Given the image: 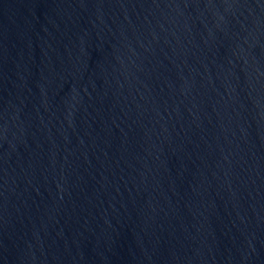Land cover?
<instances>
[{"label":"water","instance_id":"1","mask_svg":"<svg viewBox=\"0 0 264 264\" xmlns=\"http://www.w3.org/2000/svg\"><path fill=\"white\" fill-rule=\"evenodd\" d=\"M0 264H264V0H0Z\"/></svg>","mask_w":264,"mask_h":264}]
</instances>
